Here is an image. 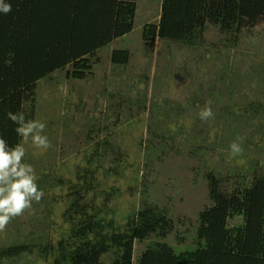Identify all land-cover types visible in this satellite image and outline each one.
<instances>
[{
    "label": "rangeland",
    "instance_id": "1",
    "mask_svg": "<svg viewBox=\"0 0 264 264\" xmlns=\"http://www.w3.org/2000/svg\"><path fill=\"white\" fill-rule=\"evenodd\" d=\"M162 3L136 0L132 32L97 51L84 80L68 78L71 67L57 71L38 83L33 106H24L26 120L46 123L52 147L25 145V162L45 195L0 232V251H32L4 264H54L55 247L70 226L64 213L73 187L88 182L89 171L99 184V211L120 230L145 206L172 220L166 239L135 243L136 264L153 242L177 250L195 246L198 216L212 206L208 174L231 191L244 176L264 170V19L233 41L207 24L193 45L145 43L143 29L159 25ZM118 50L128 51L126 65L111 62ZM208 102L214 118L201 121ZM234 141H242V154H231ZM241 224V217L228 222ZM102 261L110 264L111 256Z\"/></svg>",
    "mask_w": 264,
    "mask_h": 264
},
{
    "label": "trees",
    "instance_id": "2",
    "mask_svg": "<svg viewBox=\"0 0 264 264\" xmlns=\"http://www.w3.org/2000/svg\"><path fill=\"white\" fill-rule=\"evenodd\" d=\"M12 11L0 12V136L15 146L17 127L7 113L33 106L38 83L71 67L67 77L84 80L92 70L91 57L132 32L136 0H5ZM264 19V0H163L159 25H146L142 39L157 38L193 45L207 24L218 26L233 41L246 27ZM127 50L112 52L111 62L123 66ZM27 118V117H26ZM212 206L198 216L195 246L177 250L153 242L136 264H264V170L244 176L240 185L223 191L215 174H208ZM73 187L64 213L70 226L55 247L54 264H133L136 242L166 239L174 230L165 210L145 206L120 230L96 204L99 184L95 173ZM242 224L230 228L229 219ZM46 250V249H45ZM49 250L41 252L44 257ZM32 253L13 246L0 251V264Z\"/></svg>",
    "mask_w": 264,
    "mask_h": 264
},
{
    "label": "clouds",
    "instance_id": "3",
    "mask_svg": "<svg viewBox=\"0 0 264 264\" xmlns=\"http://www.w3.org/2000/svg\"><path fill=\"white\" fill-rule=\"evenodd\" d=\"M11 11V4L0 0V12L7 15ZM198 115L201 121L214 118L210 102L206 103ZM7 116L17 125L15 131L21 139L15 146H9L0 136V232H5L12 220L32 210L33 202L39 203L45 195L38 185L34 167L25 162L27 154L25 145L30 143L41 151H47L52 147L48 136L44 134L45 122L26 120L23 112L9 111ZM241 143L242 141H234L230 145L233 156L242 154Z\"/></svg>",
    "mask_w": 264,
    "mask_h": 264
}]
</instances>
